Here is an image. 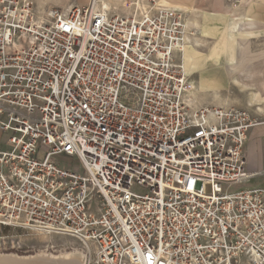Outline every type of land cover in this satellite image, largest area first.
<instances>
[{
	"label": "built area",
	"instance_id": "2783aa9c",
	"mask_svg": "<svg viewBox=\"0 0 264 264\" xmlns=\"http://www.w3.org/2000/svg\"><path fill=\"white\" fill-rule=\"evenodd\" d=\"M138 1L0 0V226L92 243L90 264H264V188L224 191L264 113L194 107L199 29Z\"/></svg>",
	"mask_w": 264,
	"mask_h": 264
},
{
	"label": "crops",
	"instance_id": "0c3cea01",
	"mask_svg": "<svg viewBox=\"0 0 264 264\" xmlns=\"http://www.w3.org/2000/svg\"><path fill=\"white\" fill-rule=\"evenodd\" d=\"M30 1L37 5L39 0ZM158 1L161 5L172 7L185 3L181 0ZM239 1L246 6L248 1L253 3L248 11L250 15L241 13L239 18L229 21L222 18L227 0H187L188 6L193 3L207 13L205 18L200 14V20H194L201 35L195 36L183 53V65L189 82L196 83L203 93L198 107L256 112L259 103L264 106V0ZM197 40L201 43L199 46ZM240 41L245 42L243 50L246 55L242 54V57H246V61L239 65ZM236 65L240 68L237 67L239 69L234 75L237 79L234 80L231 67ZM215 93L219 94V98L214 97ZM252 94L256 95L253 102ZM258 113L263 112L259 110ZM246 162L251 176L247 185L256 184L252 187L264 188V122L255 126L249 134Z\"/></svg>",
	"mask_w": 264,
	"mask_h": 264
},
{
	"label": "rangeland",
	"instance_id": "374dc122",
	"mask_svg": "<svg viewBox=\"0 0 264 264\" xmlns=\"http://www.w3.org/2000/svg\"><path fill=\"white\" fill-rule=\"evenodd\" d=\"M92 1L93 0H69L68 3H64V2L56 3L54 0H50L47 6V10H52V9L66 10L65 8L68 4L72 3L71 6H76V5L84 6ZM156 2L157 4H159L158 0H156ZM185 3L187 4V2ZM252 4L253 3L251 1H248L246 6L245 4H243V2L239 0H227V4H225V6L223 7L222 18L224 20H228L229 16L232 15L237 19L240 17L239 15L241 13H244L246 16L250 15L248 11ZM189 5H191L190 6L191 8L200 10L196 8L193 5V3H190ZM36 6H37V10H39L38 4ZM162 6L176 9L175 6L173 7L166 5H162ZM177 9L185 12L187 14L188 20L191 18L193 20H200L198 14L192 15L191 13L187 12L186 8H181V9L177 8ZM112 11H118V10H112ZM38 12L40 13V11ZM204 13H205L204 18H205L207 13L206 12ZM196 38L200 39L199 37ZM240 42H241V48L239 51V62H240L239 65L243 63L242 61H246V57H242L243 55H246V53L243 50L245 48L244 46L245 42L243 41ZM237 67L235 70L231 72L232 77H234V75L236 74V70L238 69ZM224 99L228 100V98H224ZM259 109L261 112L264 113L263 105L259 104ZM57 161L62 165H66L76 170H79L80 168V165L76 160H73L68 157H64V156L58 157ZM254 185L256 184L224 187V191L227 193H234L242 188L245 187L250 188ZM133 191L140 194L144 193V190H142L136 185L133 187ZM76 250L80 252L83 258H77V259L72 258L65 260L63 259L62 256L76 252ZM17 258L20 260L21 264H45L46 262L44 259H48L47 261L55 262V263L69 261L71 262L70 264H90L95 261V254L92 253L90 250H88V248L84 245L82 241L69 236L60 235L53 232H41L37 230H25L19 228L0 226V259L11 260Z\"/></svg>",
	"mask_w": 264,
	"mask_h": 264
},
{
	"label": "bare ground",
	"instance_id": "6f19581e",
	"mask_svg": "<svg viewBox=\"0 0 264 264\" xmlns=\"http://www.w3.org/2000/svg\"><path fill=\"white\" fill-rule=\"evenodd\" d=\"M54 1L56 3H60V2L68 3L69 2V0H54ZM181 1L187 2V0H181ZM49 2H50V0H39L38 1V9H39L38 11H40V14H44V13L47 12V6H48ZM92 2H95L97 9L100 10V11H104L105 13H107V12H113L112 10H118V11H114V12H116V13L119 14L123 10V7H124V5L126 3V0H93ZM135 2L137 3V9L138 10H142L143 6L146 4L145 2H142V1H138L137 2V0H135ZM155 2H156V0H155ZM71 4H68L66 6V8H65L66 10H64L65 12H67L72 7ZM156 5L157 6H160V7L168 8V7H165V6H162V5L157 4V2H156ZM35 7L37 8L36 5H35ZM175 8L176 9L177 8H179V9L186 8L187 12L191 13L192 15L198 14L200 16V14H203V16H204V14H205L204 11H200V10H197L195 8H191L186 3H184L183 5L182 4L176 5ZM170 9H173V8H170ZM228 20L229 21L230 20L233 21V20H235V17L231 15V16H229ZM188 23H189V25H194L195 22L191 18V19L188 20ZM236 24H238V23H236ZM196 44L199 46L201 43L197 40L196 41ZM240 48H241V42H239L238 53L240 51ZM241 51H243V50H241ZM237 65L231 67L232 71L236 69ZM183 67H184V65H183ZM184 71H185V67H184ZM185 73H186V71H185ZM233 79L236 80L237 78L235 79V77H233ZM191 85H192V88L188 90L186 96L191 99L192 105L197 108L198 105H199V103H200V100H201V98L203 96V93L200 92L198 86H196V83H195V85H194V83H191ZM214 97L215 98H219V94L215 93L214 94ZM255 98H256V95L255 94H252V102L255 101ZM258 102H261V100H259ZM83 243L88 248V250H90L92 253L95 254V251L96 250H95V247H94V245L92 243H89V242H83ZM62 257H63L64 260L65 259H72V258L73 259L74 258H76V259L77 258H83V256H81L80 252L77 251V250H76V252H73L71 254H66L65 256H62ZM44 260L46 262L45 264H70L71 263L69 261H63V262H56L55 263V262H49V261H47L48 259H44ZM93 263H95V261ZM0 264H21V262H20V260L18 258L17 259H11V260L0 259Z\"/></svg>",
	"mask_w": 264,
	"mask_h": 264
}]
</instances>
